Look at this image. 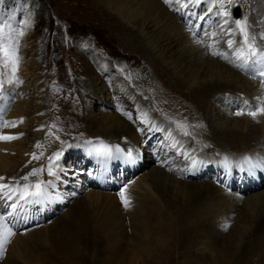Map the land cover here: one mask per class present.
<instances>
[{
    "label": "rangeland",
    "instance_id": "rangeland-1",
    "mask_svg": "<svg viewBox=\"0 0 264 264\" xmlns=\"http://www.w3.org/2000/svg\"><path fill=\"white\" fill-rule=\"evenodd\" d=\"M258 1L261 4L259 3L260 5H255L254 7L252 6L251 0H237L236 2L241 8L244 7L245 10H242L243 16L250 18V20L247 19L250 21L248 23V29L250 35L256 37V43L258 42L257 39L260 38V33H258L257 29L258 24L254 23L252 19L256 17L255 14L257 13H259L257 16H260L261 11H263L264 14V0ZM107 2L108 0H0V28H4L5 42H7L6 38L8 33L14 34L20 30H23L24 32V35L19 37V65L16 76L20 82L13 83L15 84L16 91L11 89L14 88L12 87L13 84L7 83V80L11 75V65L8 64L5 66L3 62L0 61V78L5 80V92L8 93L6 97H10L6 99V102H11L10 106L8 105L9 110L6 113L5 118L11 114L13 108L17 106L20 100H22V103L25 102V106L28 107L31 106L33 99H43L45 97L44 94L46 93H48L50 97V101L47 104L49 106L44 108V105H41L39 108L40 111L36 113V116L39 117L38 122L41 128L36 126L35 129L28 131L29 133L25 132L23 136H20L21 138L18 136L19 139L11 140L12 143H18V141H21L22 139H27L26 141L30 142L29 140L32 137H38L40 139L39 143H37L38 141L36 142L37 144L35 145V149L32 152H28V155H20V152L16 151H6V153L8 155H17L16 157L17 159H20V163H27L28 166L31 167V171L34 168H44L45 171L37 176V180L51 182L52 185L54 184L53 189L49 190L50 195L54 196V200H50L53 202L51 205L43 202V205H29L23 211V215L26 217V219L16 225L14 228L16 234L11 238V242L8 243L2 251H0V264H7L12 261L17 262L18 264H65L67 260L62 259L61 256L58 257V255L55 253L53 246L55 241L48 240L47 238H45L46 240L44 238L39 239L35 244H31L32 249H24L25 252L29 253H27L29 258L27 257L28 259L25 258V260L16 253V248L17 246H21L22 243L27 244L29 236L36 237L39 234H43L46 230L52 232V235L57 238H63L67 230L66 225L72 221L73 217L78 219L74 214L71 213V209L77 206L79 202L86 200L95 193L111 195L114 201H117L118 205L120 204V208L124 212L126 207L124 206L120 196L122 190L123 192L128 191L137 194L151 193L152 196L149 197L150 202L152 204L159 205V212H157V214L161 217V223L164 226L168 220L178 217L175 219V222H173L167 229H154V232L151 235L160 239H155V241L157 242L158 246L166 248L168 252L166 255L167 257L171 258V264H212L211 260L216 258L218 252L222 251L223 246L229 244V238L232 234V230L238 225L241 217L244 216L242 210L243 204H240V207L235 210L234 215L231 218V222L224 229L221 235L217 232V229H222V227L217 228V225L221 224L222 220L220 218L217 219V217L211 216V213H217L218 209L215 207V205H212V203H205L206 205L210 206V211L207 209H198L197 207L191 210V206L182 207V203L178 207L171 206L172 210L171 207H162L161 205L163 201L161 200V197L156 194L154 195L153 192L149 191L150 187L148 188L146 186V182L143 181L144 175L147 172L144 165L142 168H138L134 173L133 170H127L124 172L123 170L125 167L119 164V168L115 169L113 174L116 181L113 183V186L108 188L104 185L101 177L99 176L97 170L99 166H95L94 162L91 160V157H89L87 154L86 155L88 156L89 160L85 156L84 152L87 151V148L90 144L94 142L93 144L98 145L100 143V141L98 142L96 140V137L90 138L89 136L95 135L90 133L96 132L97 134L98 130L100 131L99 126H96L94 122L96 120L102 121V113H107L106 109L97 104V102H95L93 114L88 115L87 112L84 113L82 110L83 97L81 95V91H79L78 84H80L82 80L86 81L89 79V76L84 74L85 56L93 57L91 62L94 65L95 61L98 65L100 62L104 63L105 61H108L109 64H106L105 67L115 68L112 74L114 77L116 76V79L119 77V74H122L125 78L129 79L126 82V87L124 88L135 90V92L137 91V95H140L139 92L146 93V95L143 97V100L139 99V105L142 106L141 108L151 111L154 109V111L159 113V115L157 114L156 117H159L160 119L167 117L170 119V122L173 121L171 124L174 129H177V127L178 129H181V127H186L188 129L189 126H194L195 124H197L201 129V126L204 124V122H207V118L213 128L217 126L225 128L227 126V124H225L226 118H222L221 114L224 112H229V114H231L232 109L236 110V108L230 107L225 103L223 105L219 104V107H216L215 110L213 108V113H209V109L206 108L203 102H201V99H197L195 96H189L188 89H178V87L171 88L169 85H167V83L164 82V80L157 79V75L160 74L164 64L162 63L160 66V61L157 63L154 61V59H152L150 55L151 53L149 54L146 49L147 47L143 41V36H140L139 38V34L135 33L134 31L137 30V27H133V24L128 22V20H124L125 27L123 24L117 25L107 17L106 12L109 9ZM191 3L188 4V9L191 7L192 10L195 6L196 11L208 12L213 14V17L215 16V12L211 13L210 10H208L207 0L206 2L198 0V2H195L193 5H191ZM225 4L227 11L230 13L236 5L228 4L227 0H225ZM166 6L169 7V9L172 8L173 10H177L179 7L177 4ZM217 6L215 9L216 11L219 10V7ZM226 9L224 10L226 11ZM170 13L176 17L178 21L181 19L180 22L187 27L190 33H195L189 29L193 23L196 24L194 19L189 17L184 18L182 16L178 17L174 13ZM181 15L185 16L184 13ZM263 18L264 15H262V18L257 19L263 23ZM220 21H222V19L213 18L208 23L207 27H205L206 30H203V35L205 38L202 41L204 43L212 44V47L215 49V51H225L224 54L226 55V58L230 59V56L233 60V47L231 50L228 49V47H225L226 45H224V40L218 44L214 43L215 36L213 37L211 35L212 33H218V27H220V24L218 23ZM251 22H253L255 25L250 26ZM263 26L262 32H264ZM195 29L196 28H194V30ZM205 33H207V35ZM136 37L137 39L139 38L140 42H138ZM201 45H203L206 51H214L211 47H209L208 44L202 43ZM216 59L217 58H215V60ZM150 62H153V64ZM223 62L224 61H222V63ZM228 64H230V61ZM229 68L235 70L231 66ZM236 69L240 70L237 67ZM124 71L131 77L128 74L126 75ZM96 72L98 75H101L100 68H97ZM241 72L244 73L243 75L246 74L244 71ZM246 78H250L256 83H263L260 78H253L251 74H249V76L247 75ZM133 79L135 82H139L140 88L134 84ZM145 82L147 83L145 84ZM40 85H43V88L40 89V92H38L39 94L36 93L34 96L35 89H37ZM118 85L119 84H113L110 88L112 97L111 101H114V104H117V106L119 105V107L111 109L110 115H112V113H117L121 118L129 123L137 122V125L139 124L138 126L142 125L139 118L140 116L137 115L135 109L136 106H134V108L128 104L126 106L123 102L124 100L121 99L123 96L122 92L128 93L129 90L127 91L124 89L125 91H121L120 95L119 89L121 88L120 90H123V88ZM257 89L258 86L254 87L252 90L254 92ZM165 90L170 92H167L168 96H166L164 92ZM253 92L249 94H240L237 92L236 95L233 96V99L235 98V100L240 104L244 103L247 101L245 97L251 96ZM3 100L0 101V103L3 102ZM38 101L39 103L42 102L41 100ZM149 103L152 104L150 105ZM159 105H161L162 108H159ZM245 106L246 104L242 106L243 110ZM198 110L201 112L199 113ZM248 110L249 109L244 110V112L247 114ZM235 112L236 111H233V114L230 116L234 117ZM2 118H4V116H2ZM2 118L0 119V124H6L4 121L5 119ZM133 118H137L136 121ZM74 119L77 123L75 122L76 124L73 125L72 123ZM29 120L33 121L34 118L29 117ZM246 120L247 119H245L244 122ZM190 121H192L193 124H191ZM91 125H94L95 129L90 127ZM43 127L46 128V131L43 129ZM80 127L83 129H86L87 127V131L91 129L89 131L90 133L88 132L87 134L88 136L84 130L80 129ZM4 129L5 126L0 128V134L5 131ZM160 130H162V127L159 128V131ZM48 133H50V135L45 136ZM158 133V130H156V132L154 131L153 134L143 138V141L138 143L137 146L133 145L135 148L132 150L136 156L138 153L142 152L145 153V155L148 154L147 157H149L150 155L153 156L155 152V163L151 165L150 169L158 168L164 173H169L168 169H170L172 173L170 172L169 174H174L173 176L175 178L179 177L178 179L180 180H184L185 177H183L182 174L186 171L185 174L189 177L190 173L188 170L174 172V170H178L177 167H184L188 164L183 162L184 159L181 155L177 154L175 150L174 152L171 148H169V145H167V140L164 137L161 138L163 136V132H161L159 135ZM45 137L48 139H45ZM190 137L191 135L188 133L186 134L185 138L189 139ZM81 138H84V140L81 141L80 144L78 142ZM196 138L197 136H192V139L195 141ZM198 139H200L199 136ZM90 141L93 142L88 144ZM211 141L214 143H209L210 145L207 144L209 150H212L213 148H225L228 149L227 152L232 153L231 155H236V153H239V151L246 149L244 146H240L241 148H234L233 144H226V140L223 139L221 141H216L211 137ZM181 143H186V139H183ZM194 143L195 144L193 145L195 148L197 147L196 149H202L203 144L201 140H199L201 147H199L196 142ZM37 145H39V147H37ZM112 147L114 148L115 146L112 145ZM79 148L82 149V152L78 151ZM136 149H138L137 153ZM251 149L255 150L257 148L252 147ZM74 152L77 156L74 154ZM33 153L36 154L38 159H32ZM57 153H60L58 158L59 160H52V166L54 171L57 172V175L50 176L47 172L50 158L55 157ZM241 153L237 154L236 156L256 154L257 150H252L248 153ZM261 157H264V155ZM190 164L191 163L189 161V165ZM232 164L233 165L231 166V169H234H232L231 175L228 174V176H230L231 184L234 185V187H228L229 191L225 188H222V186H220L221 184L218 185L217 182H215L217 179H215L214 182L209 180L211 177L209 176L207 169H201L202 174L199 176V178L190 179L189 181L191 183L199 184L212 182L218 187H221V189L227 193H237L231 191H237L238 189L236 186H238L239 189L241 188L242 193L245 194L242 195L245 199L258 194L259 190L263 189L264 191V181H262L264 179V167H260L258 168L259 170H256V177L252 172H247L246 170H242L241 172V170L234 166V163ZM70 165L71 167L75 168V170L70 168ZM12 170L13 167L7 170L1 169L0 173L2 174V171H5L3 174H5L7 179H5L6 181L4 180L0 182L13 183L12 178H16L20 185H23L26 181H23L20 178L26 174L11 176ZM176 173H178V176ZM215 175L217 176V174ZM29 179L32 181V178ZM112 179H109L108 181H111ZM254 180L259 182L261 181L260 189H250L251 184L249 183L253 182ZM30 181L28 182L31 183ZM244 186H246V189ZM251 190H253V192ZM246 191H248V193ZM263 191H260V193ZM222 195L223 194H220V192H215L214 194L216 198L220 199H222ZM171 196L173 197V194H171L170 197ZM215 197H213L214 201ZM178 199L183 202L185 196L181 195ZM11 203L12 201L0 199V204L2 206V208H0V214H4L11 210L5 206L6 204ZM109 203L112 202L107 203L106 201H103L102 203L93 205L90 208L92 215L100 218L103 211L110 206ZM3 208H6V210L2 212ZM99 211L100 214L98 215ZM224 211V208L221 209L223 214ZM170 215L172 216L170 217ZM252 217L256 220L259 219V216L256 215V213L252 214ZM121 225L123 227V232L128 236L123 242V248L120 254H109V252L113 250L111 246L105 245L102 249L98 246H94L93 248L91 247L92 249L90 248L87 252H84L83 259L81 257L77 262L75 261V264H154L155 261L157 262L158 253H155L154 255L155 251H153V253L150 252L152 254L151 255L149 251L148 253L146 252V248H142V244L139 246L140 248L138 246H132L133 241H131V239L133 236H135V234L132 233L133 230L131 229L132 222L127 218L121 223ZM217 236L221 237L220 241H217ZM263 236L264 233H260V235H252L251 238L248 239V241L251 242L250 249L255 250L256 248L262 246V242L264 241ZM104 237L105 233L99 234L100 239L103 240ZM238 237L239 235L236 238L238 239ZM51 254H53V256H51Z\"/></svg>",
    "mask_w": 264,
    "mask_h": 264
},
{
    "label": "bare ground",
    "instance_id": "bare-ground-1",
    "mask_svg": "<svg viewBox=\"0 0 264 264\" xmlns=\"http://www.w3.org/2000/svg\"><path fill=\"white\" fill-rule=\"evenodd\" d=\"M201 1L206 2V0ZM195 2L197 3L198 0H180V4H177L176 0H169L168 3H166L165 0H108L107 4L109 12L107 11L106 15L114 24L124 25V20H128V22L133 24V27H137V30L134 31L135 33L139 34V38L140 36H143V41L145 43V46L147 47L146 49L149 54L151 53L150 55L152 59H154V61H156L157 63L158 61H160V66L162 65V63L164 64L160 74L157 75V79L164 80V82L167 83V85H169L171 88L178 87V89H188L189 96L191 95L197 97V99H201V102H203L206 108L209 109V113L212 112L213 108L215 110L216 107H219V104L223 105L225 103L228 104L230 107L236 108V110L232 109L231 114H233V111L237 112L239 110H242V106L244 104H246L244 110L250 109V107L257 105L258 97L264 99V81L263 83H256L252 81V79L246 78V76H249V74L243 75L244 73L240 70H237L236 66H234L233 63L230 62V64H228L229 59L226 58V55L224 53L223 57H218L217 55H214L213 53L219 51H215V49H213L212 47V44L203 42V44L211 45V48L215 52L212 50L206 51L203 45H201L202 43L196 42L197 39L203 40L205 38V36L203 35V30H206L205 27H207L208 23L213 18H222L220 15H217V12L219 10H215L216 6L218 5V0H207L208 10H210L211 13L215 12L214 17L213 14H210L208 12L196 11L195 6L192 10L191 7L190 9L187 8L189 3L193 5L195 4ZM236 2L237 0H234L232 4L237 5L238 3ZM251 2L253 7L255 5L261 4L258 0H251ZM171 4H177L179 5V7L177 8V10H173L172 8L169 9V7H167L166 5L169 6ZM226 8L227 7L225 4V9ZM242 10H245L244 7L242 8ZM231 11V13L233 14V10ZM170 12L174 13L178 17L182 16L184 18L189 17L191 19H194L196 24L193 23V25H191L189 29L195 32L196 35L194 36L192 33H190L187 27L180 22L181 19H179L178 21L177 18L174 17ZM182 13H184L185 16L181 15ZM232 14L231 20L237 18L234 15L232 16ZM257 14H255V18H253L255 15L252 17V20L254 23L258 24V33L261 34L262 26L264 25V18L263 23H261L257 18H262V15L264 14L263 11H261L260 16H257ZM247 19L250 20V18ZM231 20L228 24H223L222 26L221 21L218 23L220 24V27H218V33L214 37V43L218 44L224 40V45H226L225 47H228V49L231 50L232 47L227 46V42L229 40H234L236 42V44L233 46L234 54L235 48L239 46V40L242 37L239 35V33L233 35L226 34L227 30L235 28V24L232 23ZM248 20L247 23L250 22ZM253 22H251L250 26L255 25L253 24ZM194 28L196 29L194 30ZM139 38L137 39L136 37L138 42H140ZM257 41L258 42L256 43V45L258 47L264 48V40L258 38ZM215 58L217 59L215 60ZM91 59H93V57H84V74L86 76H89V79L86 81L82 80L81 83L78 84L79 91H81V95L83 97L82 110L84 113L87 112L88 115L93 114L95 102H97V104L106 109L107 113H102V121L96 120L94 122V124L96 126L98 125L100 128V131L98 130L97 134L96 132L90 133L89 131L91 129H88L89 131H87V127L86 129L80 127V129L84 130L86 135L88 134V132L90 134H95L89 136L90 138L96 137V140L98 142L103 141L107 145H113L115 147L119 146V148L123 150V152L119 154L113 152L112 157L106 159L105 157L97 156L92 151L93 146H99V144L95 145L93 144V141H90L93 142L92 144L88 143L90 145L88 146L87 151H85L84 154L87 158L88 156L91 157V160L94 162L95 166H99L97 170L104 185L108 188L113 186V183H115L116 181L113 176V169L119 167V164L125 167V169L123 170L124 172L127 170H133L134 173L137 171L138 168L140 169L144 165L147 172L144 175L143 181L146 182V186L148 188L150 187L149 191L153 192L154 195L156 194L161 197V200L163 201L161 205L162 207H178L182 203V207L191 206V210L197 207L198 209L201 208L210 211V206L206 205L205 203H212V205H215V207H217L218 209L217 213H211V216L217 217V219L220 218L222 220L221 224L217 225V228L222 227V229H217V232L221 235L224 229L231 222V218L233 217L235 210L240 207V204H243L242 210L244 216L241 217V220L239 222L240 224L238 223V225L232 230V234L229 238V244L223 246L222 251H219L216 258L212 259L211 262L212 264H264V241L262 242L263 245L256 248L255 250L250 249L251 242L248 241V239L251 238L252 235H260V233H264L263 189L259 190L258 194L245 199L242 196L245 194L242 193L241 188H237V191H231L237 193H227L223 189H221V187H218L215 183H212L215 181V179H217L215 182H217L218 185L221 184L220 186H222V188L228 190V187L231 186V180L228 174L231 175V171L232 169H234H231V166L233 165L232 163H234V166L237 169L241 170V172L242 170H246L247 172L252 173L255 172V176L257 177L256 170H259L257 168L264 166H258L255 169L250 170L248 158H251L252 163L254 164H257L258 162H264V157H261L262 155H264V115H258L254 119L252 116L247 115L246 112H244L245 114L243 115H234V117H231V114H229V112H224L221 114V117L226 118L225 124H227V126L225 128H221L219 126L213 128L207 118V122L203 121L204 124L201 126V129L197 124H195L194 126H189L188 129L186 127H181V129H178L177 127V129H174L171 124L173 121L170 122V119L164 116V119L156 117L157 114L159 115V113H157V111H154L153 108L152 111L148 109L146 110L145 108H141L142 106L139 105V99L143 100V97L146 95V93L139 92L140 95H137V91L135 92V90L124 88L126 87V82L129 80L128 78H125L122 74H119V77H117L116 79V76L114 77L112 74L115 68L105 67L106 64H109L108 61H105L104 63L98 61L100 62L99 65L95 61L94 65L91 62ZM222 61L224 62L222 63ZM150 63L153 64V62ZM228 65L229 67L231 66L235 70L230 69ZM97 68H100L101 75L97 74ZM127 74L128 73H126V75ZM146 83L147 82H145V84ZM113 84H119L118 86L123 88V90H120L121 88L119 89L120 95L121 91L129 90L128 93L122 92L123 96L121 99L124 100L123 102L126 106L127 104L132 106V108L136 106L135 109L137 115L140 116L139 118L141 120L142 125L138 126L139 124L137 125V122L129 123L123 118H121L120 115L117 113H112V115H110L111 109L119 107V105L117 106V104H114V101H111L112 97L110 88ZM134 84H136L138 87L140 85L139 82L135 81ZM257 86L258 89L253 92L252 89ZM12 87L14 88L11 89L16 91L15 84H13ZM41 88H43V85H40L37 89H35L34 96L36 95V93L40 92ZM164 92L166 96H168L167 92L169 91L165 90ZM237 92L240 94H249L253 92V94L251 96L245 97L247 99V101L245 102L247 103L244 102L240 104L235 100V98L233 99V96H235ZM44 95L45 97L43 99H33L31 106L28 107L25 106V102L22 103V100H20L17 106L13 108L11 114L7 116V118H5V115L8 112L9 107L8 103H5V100L10 97H6L3 102L0 103V119L2 118V116H4V118L2 119H5V125L7 126H5V131H3L0 136L16 135L15 137H20L23 136L25 132L31 131L35 129L36 126H39V117L36 116V113L40 111L39 108L41 105H44V108H47L49 106L47 104L50 101L49 94L46 93ZM38 100H41L42 102L39 103ZM149 104L151 105L152 103ZM159 108H162V106L159 105ZM198 112L200 113L201 111L198 110ZM29 117H33L34 120L30 121ZM242 118H245L247 120L244 122L245 119ZM136 119L134 120L136 121ZM12 122H15V126H12ZM75 122L76 121L74 119L72 124L74 125L77 123ZM190 123L193 124L192 121H190ZM90 127L95 129L94 125H91ZM161 127L162 130L159 131V128ZM39 128H41V126H39ZM43 129L46 131L45 127H43ZM156 130H158L159 132L158 135L163 132V136L161 138L164 137L168 141V144H166L169 145V148H171L172 151L176 150L183 157V162L188 164L184 167H177L178 170H174V172L188 170V172L190 173L189 177L185 174L186 171L182 174V176L185 177L184 180H180L178 179L179 177L175 178L173 176L174 174H169L171 172L170 169H168L169 173H164L163 171H161V169L158 168L150 169L151 165L155 163L154 157L152 155L147 157L148 154L145 155V153L140 152L136 156V154L132 150L133 148H135L133 147V145L137 146L138 143L143 141V138L153 134V132H156ZM188 133L191 135L189 139L185 138L186 134ZM49 135L50 133L46 134L45 136ZM192 136H197L196 141L192 139ZM198 136L200 137V139H198ZM19 137L16 139H19ZM211 137L216 141H221L222 139L226 140V144H233L234 148L244 146L246 149L242 148L243 151H239V153H248L252 150H257V153L252 155L245 154L236 156L239 153H236V155H231L232 153L227 152L228 149L225 148H213L212 150H209L207 144L214 143L213 141H211ZM32 138L29 140L30 142H27V139H22L21 141H18V143H12L11 140L0 139V171L1 169L7 170L13 167V170L11 171V176H18L19 174L27 175L31 172V167H29L27 163H20L21 161L20 159H17V155H8L6 151H16L20 152V155H28V152H32L35 149V145L39 143L40 139L38 137L36 138L35 136L33 139ZM45 139L48 138L45 137ZM183 139H186V143H181ZM83 140L84 138H81L78 143L81 144V141ZM199 140H201L203 144L202 149H196L197 147L195 148V146L193 145L195 144L194 142H196L198 146L201 147ZM147 146L150 147L149 145ZM252 147H256L257 149H251ZM137 150L138 149H136V153ZM78 151L82 152V149L79 148ZM129 151L132 153V157L134 158L133 161H129V159L127 158V153ZM58 160L59 159H57V161ZM189 161L191 163V167L189 165ZM70 168L73 167H71L70 165ZM73 169L75 170V168ZM201 169H207L209 176L211 177V179L209 180H211L212 182L205 184L191 183L189 181L190 179L199 178V176L202 174ZM2 172L4 173L5 171ZM3 173H0V177H6ZM176 174L178 176V173ZM215 174H217V176ZM112 177L113 179L111 181H108L109 178ZM29 178H32V181H30L29 179L31 183H34V181L37 180V176H30ZM262 181H264V179ZM257 182L261 185V181L259 182L254 180L250 185V189H254L257 186ZM53 185L50 184V186L48 187V192L50 189H53ZM251 191L253 192V190ZM260 191L263 192L260 193ZM215 192H220V194L222 193V199L216 198L214 196ZM246 192L248 193V191ZM124 193L130 201V206L127 207L125 210L126 213L121 210L120 204L118 205L117 201H114L111 195L95 193L91 195V197H88V200L86 199L84 201L79 202L77 206L71 209V213L74 214L78 219L73 217L72 221H70L66 225L67 230L66 232L64 231L65 234L63 238H57L52 235V232L46 230L43 234H37L38 236L36 237L29 236V243H22L21 246H17L16 253L19 256L23 257L25 260V258H29V253L25 252L24 249L31 248V244H35L36 242H38L39 239L47 238L48 240L55 241V244L53 245L55 253L58 255V257L61 256L62 259L67 260L65 264H75V261L77 262L81 257L83 259L84 252H87L88 249H90L91 247L93 248L94 246H98L101 249L105 245L111 246L113 250H111L109 254L113 253L114 255H118L121 253V250L123 248V242L128 236L126 233L123 232V227L121 223L128 218L132 222V233L135 234V236H133L131 239V241H133L132 246L139 247L142 244V248H146L147 253L148 251L149 253H153V251H155L154 255L155 253H158L157 262L155 261L154 264H171V258L167 257L166 255L168 253L166 248L158 246L157 242L155 241V239H160L151 235L153 234L154 229H167L173 222H175V219L178 217L173 218L172 220H168L164 226L161 223V217L157 214V212H159V205L152 204L150 202L149 197L152 196L151 193L137 194L128 191ZM171 194H173V197H170ZM181 195L185 196L186 199H184L183 202L178 199ZM49 197V200H46L45 203L51 205L53 202H51L50 200H54V196L50 195L49 193ZM213 197H215V201L213 200ZM103 201H106L107 203H112H109L110 206L103 211L100 218H97L95 215H92L90 208L95 204L102 203ZM223 208L225 210L224 214L221 212V209ZM255 213L259 216L258 220L252 217V214ZM99 214L100 211L98 215ZM172 215H170V217ZM100 233H105V237L103 240L99 238ZM238 235L239 237L237 239L236 237ZM220 238L221 237L217 236V241H220ZM51 256H53V254H51ZM7 264L18 263L12 261Z\"/></svg>",
    "mask_w": 264,
    "mask_h": 264
},
{
    "label": "snow or ice",
    "instance_id": "snow-or-ice-1",
    "mask_svg": "<svg viewBox=\"0 0 264 264\" xmlns=\"http://www.w3.org/2000/svg\"><path fill=\"white\" fill-rule=\"evenodd\" d=\"M165 2L168 3L169 0H165ZM176 2L177 4H180V0H176ZM233 2L234 0H227L228 4H232ZM218 7L219 11L217 12V15H220L222 18L221 26L223 24H228L231 20V13L224 10L225 0H218ZM231 22L235 24V28L227 30L226 34L233 35L239 33L242 39L239 46L235 48L234 59L230 62L241 71H244L246 74H251L253 78H260L262 81H264V48L258 47L256 45V37L250 35L248 31L249 25L247 23V17L241 14V17H237L234 20H231ZM205 34L207 35V33ZM23 35V30L15 32L14 34L8 33L6 38L7 42H5L4 28H0V61H2L5 66L8 64L11 65V75L7 80L8 84L20 82L16 76V73L18 71L19 65V37ZM193 35L195 36L196 33H193ZM211 35L214 37L216 33H212ZM260 39L264 40V32L260 34ZM196 42L203 43V41L200 39H197ZM227 43L229 47H233L236 44L234 40H229ZM209 47H211V45H209ZM213 54L218 55L220 53ZM7 95L8 93L5 92V80L0 78V101L5 99ZM257 100V105L250 107V109L247 111V114L252 116L254 119L258 115H264V99L258 97ZM234 114L243 115L245 113L242 109L235 112ZM3 126L7 125L0 124V127ZM12 126H15V122H12ZM16 138L18 137L0 136V139L3 140H12ZM37 147H39V145H37ZM92 151L97 156H102L106 159L111 158L113 152L117 154L123 152L119 146L113 148L112 146L105 144L103 141L99 143V146H93ZM59 155L60 153H57L55 157L50 158V163L47 168L48 175L50 176L57 175V172L53 169L52 160L58 159ZM127 158L129 161L134 160L130 151L127 153ZM32 159H38L35 153L32 154ZM248 164L250 170H253L258 166H264V162H258L257 164L252 163L251 158H248ZM44 171V168L33 169L29 174L21 177L20 179L28 182L30 176H39ZM5 179L7 178L0 177V181H4ZM12 181L13 183L0 182V199L12 201L11 204L7 205V207L11 210L4 214H0V251H2L4 247L11 242V238L16 234L14 231L16 225L26 219V217L23 215V211L29 205H40L50 198L48 187L50 186L51 182L37 180L34 183H24L23 185H20L16 178H12ZM120 196L124 206L126 208L129 207L130 201L125 196L123 191L120 193Z\"/></svg>",
    "mask_w": 264,
    "mask_h": 264
},
{
    "label": "water",
    "instance_id": "water-1",
    "mask_svg": "<svg viewBox=\"0 0 264 264\" xmlns=\"http://www.w3.org/2000/svg\"><path fill=\"white\" fill-rule=\"evenodd\" d=\"M234 14H235V16H240L239 11H237V10H234Z\"/></svg>",
    "mask_w": 264,
    "mask_h": 264
}]
</instances>
